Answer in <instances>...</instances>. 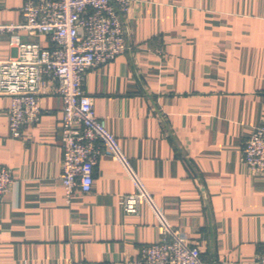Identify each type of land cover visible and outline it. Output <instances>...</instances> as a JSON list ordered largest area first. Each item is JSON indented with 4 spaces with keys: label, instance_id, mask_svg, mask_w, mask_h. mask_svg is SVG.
Returning a JSON list of instances; mask_svg holds the SVG:
<instances>
[{
    "label": "crops",
    "instance_id": "obj_1",
    "mask_svg": "<svg viewBox=\"0 0 264 264\" xmlns=\"http://www.w3.org/2000/svg\"><path fill=\"white\" fill-rule=\"evenodd\" d=\"M23 0H0V26L21 22ZM129 49L91 69L85 89L166 220L206 264H259L264 175L243 146L264 123V0H135L125 16ZM45 34L0 29V60ZM51 81L41 120L10 134L11 96L0 94V166L15 183L0 195V264H124L160 240L143 203L120 205L137 186L103 154L93 189L70 201L59 182L63 99Z\"/></svg>",
    "mask_w": 264,
    "mask_h": 264
},
{
    "label": "built area",
    "instance_id": "obj_2",
    "mask_svg": "<svg viewBox=\"0 0 264 264\" xmlns=\"http://www.w3.org/2000/svg\"><path fill=\"white\" fill-rule=\"evenodd\" d=\"M135 0H23L21 22L1 25V30L45 34L52 46L21 42L17 56L0 60V94L11 96L10 134L20 138L23 129L41 120L39 97L51 81L63 99L62 166L59 182L69 202L73 193L93 189L94 169L103 154L119 161L137 186L122 194L120 205L135 214L147 203L159 220V241L144 245L138 256L124 264H206L201 249L174 228L156 206L146 185L131 167L117 137L96 114L94 98L86 92L88 72L114 60L128 49L125 16ZM243 161L264 175V123L256 126L243 146ZM15 183L11 168L0 166V195ZM264 264V247L257 255ZM70 264H104L77 261Z\"/></svg>",
    "mask_w": 264,
    "mask_h": 264
}]
</instances>
